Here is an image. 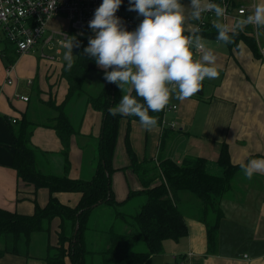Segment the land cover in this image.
Returning a JSON list of instances; mask_svg holds the SVG:
<instances>
[{"label":"crops","instance_id":"crops-1","mask_svg":"<svg viewBox=\"0 0 264 264\" xmlns=\"http://www.w3.org/2000/svg\"><path fill=\"white\" fill-rule=\"evenodd\" d=\"M257 3L264 0L251 2ZM188 12L190 7L186 14ZM259 41L260 50L264 33ZM204 44L216 57L213 66L218 71L217 78L206 77L200 90L182 101L170 93L169 103L177 108L166 112L164 125H156L151 131L145 130L139 121L129 123L126 117L121 118L112 177L117 201L126 200L132 190L145 188L132 167L127 138L138 161L157 162L158 157H165L181 163L187 156H197L206 159L207 170L218 166L217 162L221 170L213 174L219 176L224 172L218 161L223 145L228 147L234 164L264 158V57L255 56L244 41L233 48L214 39ZM7 49V39L0 28V207L32 214L34 198L45 205L49 192L41 189L33 195V188L25 185L21 196L24 198L18 200L19 180L12 167L15 151L12 131L18 122L26 115L38 124L31 142L47 152L46 160L40 163L44 171L63 174L68 170L72 178L89 179L98 161L103 113L92 107L87 94L76 96L68 103V116L79 133L72 139L66 158L56 130L44 125L46 119L55 114L46 101L53 96L59 104L68 93V83L59 75L63 63L41 54L35 58L30 52L18 53L16 49L14 62H10ZM202 54V51L196 53L194 59L199 60ZM128 90L129 86H125L123 95L128 94ZM21 96H28L29 100H22ZM14 119L18 121L13 122ZM174 121L177 122L175 127L171 125ZM166 129L165 141H162ZM159 180L158 177L152 185ZM56 196L62 203L76 206L82 193L57 192ZM179 204L188 234L177 241L166 240L163 251L154 255L152 264H264V174L256 173L251 180L242 171L236 174L231 188L220 201L222 218L213 248L207 226L198 214L200 201L183 192ZM40 235L41 242L47 246V235ZM89 238L90 246L97 248L98 243L101 246L98 234L91 232ZM43 256V253L28 257L6 253L0 256V264H46ZM96 263L101 264V257H96Z\"/></svg>","mask_w":264,"mask_h":264},{"label":"trees","instance_id":"trees-1","mask_svg":"<svg viewBox=\"0 0 264 264\" xmlns=\"http://www.w3.org/2000/svg\"><path fill=\"white\" fill-rule=\"evenodd\" d=\"M185 1L181 0L182 5ZM245 2L246 0H237L236 4ZM187 23L188 21L185 24V35L189 34ZM200 34L205 39L216 40L217 31L209 25ZM89 37L91 36H79V52L74 54L71 70H66V62L61 65L59 75L67 81L68 93L59 104L53 96L46 101V105L55 114L48 117L44 125L56 130L67 158L71 141L79 133L68 116L67 105L74 97L87 94L92 107L103 113L95 172L89 179H76L69 176L68 170L63 174L44 171L40 163L41 160H46L47 152L33 146L31 142L38 124L26 115L23 116L17 128L12 131L15 148L12 167L16 170L19 180L18 200L24 198L21 196L25 185L33 188V195L41 189H47L49 198L45 205L39 204L34 198L35 210L32 214L0 207V256L6 253L30 256L34 234L44 232L47 235V249L43 256L46 264H89V258L95 259L97 256L101 257V264H152L154 255L163 251L166 240L177 241L188 234V225L179 204L180 194L183 192L194 195L200 201V218L207 226L210 247L213 248L222 218L220 201L231 188L236 174L241 171L239 164L231 161L226 145L222 146L218 159L224 169L223 175L220 176L210 173L206 167V159L197 156H187L181 163L165 157H158L157 162L138 161L127 138L132 167L145 188L132 190L126 200L117 201L112 177L115 171L113 158L120 120L126 117L131 123L139 121V118L119 114L113 117L108 114V109L118 104L123 93L115 83L105 80V70L84 53ZM243 41L255 56L261 57L251 25L240 31L234 42L228 45L232 48L237 47ZM7 48V52L11 55L10 62H14L16 48L8 40ZM96 73L103 74L101 86L94 93H88L87 81L90 78L97 79ZM131 94L136 95L134 91ZM137 99L143 102L142 98L137 97ZM149 115L157 119V125H164L165 108L159 112L149 110ZM166 131L167 129L162 141H165ZM67 165L69 166L70 163L67 162ZM158 177L159 182L152 185ZM57 192H80L82 196L76 206H71L62 203L56 196ZM135 196H139L136 197L138 206L134 209L135 212L121 211L120 207L123 208L130 203ZM102 204L115 207L127 228L101 229L98 233L99 241L102 240L101 246L98 243L99 248H94L90 246L91 238H89V234L95 229L91 224L92 216L93 211ZM77 225H79L78 231H76ZM138 242L145 244V251L137 249Z\"/></svg>","mask_w":264,"mask_h":264},{"label":"clouds","instance_id":"clouds-1","mask_svg":"<svg viewBox=\"0 0 264 264\" xmlns=\"http://www.w3.org/2000/svg\"><path fill=\"white\" fill-rule=\"evenodd\" d=\"M121 2L102 0L88 25L94 36L89 37L83 51L105 70L107 82L115 83L122 92L129 86L128 94L122 95L118 104L108 109V114L138 117L148 131L157 125L149 110H163L169 103L170 92L182 101L198 92L206 77H218L213 66L216 57L206 50L200 27H193L190 35H185L187 21L202 23L205 13H214L216 41L223 45L232 44L248 25L264 28V3L255 4L252 14L229 25L224 22L227 5L213 0H190L187 14L181 0H129V11L143 17L136 29L129 31L115 15ZM74 46L79 47L74 37L64 44L68 71L74 64ZM193 48L203 52L199 60L193 58ZM133 91L135 96L131 94ZM239 168L251 180L256 173L264 174V158L242 162Z\"/></svg>","mask_w":264,"mask_h":264},{"label":"built area","instance_id":"built-area-1","mask_svg":"<svg viewBox=\"0 0 264 264\" xmlns=\"http://www.w3.org/2000/svg\"><path fill=\"white\" fill-rule=\"evenodd\" d=\"M213 2L227 5V17L224 21L227 24L230 19L235 23L252 14L255 5L236 4L237 0H213ZM101 3L102 0H0V28L5 38L15 46L18 53H28L38 49L41 51L42 57L56 60L55 55L46 53L45 48L55 44L64 45L71 36L75 35L94 36L88 25ZM115 15L120 18L122 26L129 31L135 30L143 19L137 12L129 11V0H122ZM59 16L70 21V29L62 26H49L50 22ZM214 19V13H205L202 23L189 20L186 26L188 35L195 26H199L202 31L205 27L213 25ZM251 26L254 29L257 42H260L259 38L264 33V28L257 29L256 26ZM203 40L202 37V42ZM192 51L193 58L196 53L201 52L195 48ZM260 52L264 57V43L260 47ZM20 98L25 101L29 100L28 96ZM176 108V105L168 103L165 113ZM16 121V119L13 120V122ZM171 125L175 127L177 122L174 121Z\"/></svg>","mask_w":264,"mask_h":264},{"label":"rangeland","instance_id":"rangeland-1","mask_svg":"<svg viewBox=\"0 0 264 264\" xmlns=\"http://www.w3.org/2000/svg\"><path fill=\"white\" fill-rule=\"evenodd\" d=\"M189 2L190 0H186L184 3H183V6L185 8V12L186 10L188 11V8H189ZM252 0H246L245 4L249 5L251 4ZM228 24L229 25H233L235 24L233 20H229L228 21ZM51 27H64V28H67V29H70L71 28V23L70 21H68L65 17L63 16H59V17H56L54 20H52L50 22V25ZM75 38L76 41L79 42V36H71L70 39L72 38ZM208 41V39L204 40V42ZM46 50V53L48 54H54L55 55V59L57 62L59 63H64L66 62L64 60V53L66 51L64 45H58V44H55L53 46H49V47H46L45 48ZM58 49H60V52H58ZM35 58H37V54H41V51L38 50V49H35L33 50L32 52H30ZM74 55V53H73ZM102 69V68H101ZM97 74V79L93 78V79H89L87 81V84H86V90L88 93H94L98 87L101 86V83H102V76L103 74L102 73H96ZM94 75V73H93ZM92 75V76H93ZM55 113V112H54ZM39 122V121H37ZM216 164L218 166L212 168L211 166L209 167L208 171L210 173H218L221 168L219 166V164L216 162ZM136 197H139V196H135L133 198V200H131L130 203H128L127 205H125L123 208L120 207V210L121 211H124V212H128V213H134L135 212V208L138 206V200ZM201 215V212L198 213ZM122 217L121 215H119L117 213V209L113 206H110V205H99L94 211H93V216H92V226L93 229L92 230V234H98L100 233V230L101 229H108V228H112L114 227L116 230H125L127 228L126 224L121 220ZM100 228V229H98ZM38 235H36V239L32 242L31 244V247H30V253L31 254H35V255H43L45 254V250L47 249L45 244L41 242V235L40 234H44L45 236V233H36ZM99 235V234H98ZM100 238V236H99ZM97 241V239H95ZM102 241V240H101ZM34 243V244H33ZM42 243V244H41ZM43 245V246H42ZM137 246V249L138 250H141V251H145L146 250V246L143 242H138V244L136 245ZM99 248V247H98ZM93 257H90L89 258V264H97L96 263V258L95 259H92ZM176 264H180V263H176Z\"/></svg>","mask_w":264,"mask_h":264},{"label":"water","instance_id":"water-1","mask_svg":"<svg viewBox=\"0 0 264 264\" xmlns=\"http://www.w3.org/2000/svg\"><path fill=\"white\" fill-rule=\"evenodd\" d=\"M78 52H79V47L74 46L73 47V53L78 54ZM78 228H79V225H77L76 231H78Z\"/></svg>","mask_w":264,"mask_h":264}]
</instances>
